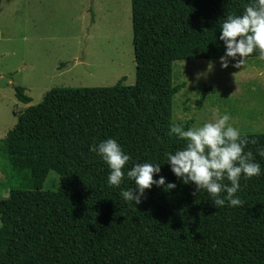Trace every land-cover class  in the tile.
Returning <instances> with one entry per match:
<instances>
[{
  "label": "trees",
  "instance_id": "16d2710c",
  "mask_svg": "<svg viewBox=\"0 0 264 264\" xmlns=\"http://www.w3.org/2000/svg\"><path fill=\"white\" fill-rule=\"evenodd\" d=\"M252 2L131 0L136 83L53 88L17 114L0 139V159L12 171L9 195L0 200V264H264V158L256 154L264 133L241 134L261 175H241L240 206L217 208L205 191L177 178L165 156L186 146L168 135L170 126L190 127L173 118L183 88L173 82V64L219 60L221 24ZM15 96L32 101L23 87ZM108 138L129 155L125 171L159 164L175 189L153 185L140 204L125 202L120 191L135 189L134 181L125 174L109 186L110 170L89 150ZM51 171L60 176L56 190L44 189Z\"/></svg>",
  "mask_w": 264,
  "mask_h": 264
},
{
  "label": "rangeland",
  "instance_id": "374dc122",
  "mask_svg": "<svg viewBox=\"0 0 264 264\" xmlns=\"http://www.w3.org/2000/svg\"><path fill=\"white\" fill-rule=\"evenodd\" d=\"M239 59H228L227 68L220 59L175 62L173 82L183 88L174 121L193 127L227 113L241 134L264 133V60L233 67ZM122 79L136 83L131 0H0V139L53 88L112 87ZM19 87L30 104L16 98ZM11 173L0 159V200ZM59 186L51 171L44 189Z\"/></svg>",
  "mask_w": 264,
  "mask_h": 264
},
{
  "label": "clouds",
  "instance_id": "9594fccd",
  "mask_svg": "<svg viewBox=\"0 0 264 264\" xmlns=\"http://www.w3.org/2000/svg\"><path fill=\"white\" fill-rule=\"evenodd\" d=\"M219 40L225 49L219 58L222 68L228 67L229 58L235 60L237 57L240 59L233 67L240 68L254 50L258 59L264 60V0H253L240 15H228L220 26ZM229 120L230 116L225 113L218 118L214 116L212 122L187 130L171 125L168 135H176L186 146L165 153L171 172L184 184H194L198 192L205 191L217 208L224 207L226 202L228 207L240 206L243 201L236 193L240 189L241 175L244 178L261 175V165L254 161L252 152L243 151L249 141L228 123ZM89 150L98 155L110 170L107 176L109 186L118 187L125 174L134 181L135 189L120 191L125 202L140 204L145 190L153 185L163 186L166 191L176 187L174 183H166L165 177L160 175L159 164H134L125 171L130 157L115 139H105ZM256 154L264 158V146H258ZM154 175L158 179H154ZM224 180L229 183H223Z\"/></svg>",
  "mask_w": 264,
  "mask_h": 264
}]
</instances>
